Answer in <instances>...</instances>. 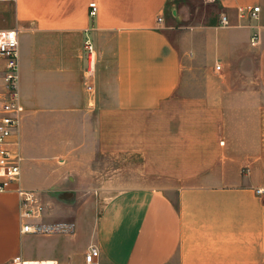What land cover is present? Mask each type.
<instances>
[{"label":"crops","instance_id":"crops-1","mask_svg":"<svg viewBox=\"0 0 264 264\" xmlns=\"http://www.w3.org/2000/svg\"><path fill=\"white\" fill-rule=\"evenodd\" d=\"M0 30L19 42V186L36 223L70 229L22 233L0 193V264H85L90 247L99 264H264V0H0ZM134 169L150 182L119 188Z\"/></svg>","mask_w":264,"mask_h":264},{"label":"built area","instance_id":"built-area-1","mask_svg":"<svg viewBox=\"0 0 264 264\" xmlns=\"http://www.w3.org/2000/svg\"><path fill=\"white\" fill-rule=\"evenodd\" d=\"M206 4H215L217 0H202ZM89 15L95 18L98 14L96 3H90ZM242 11V10H241ZM251 19H256L260 9L258 7L244 10ZM243 12V11H242ZM162 19H158L161 23ZM221 24H228L227 18H221ZM258 38L254 35L251 45L256 46ZM18 35L16 30H0V56L8 60L6 71V96L1 105L0 114V193L15 192L19 198V215L22 222V233L26 234H50L67 232V225H43L36 223L43 215V207L37 201L34 194L23 190L19 186L21 178L20 158L12 151L13 137L18 133L21 115L24 108L20 102L18 92ZM83 53L86 59L85 89L86 93L93 96L96 93L98 54L94 43L86 40L83 45ZM221 67L217 66L216 70ZM257 194L264 197V189H258ZM100 251L96 247H90L85 255V264H99ZM9 264H42L41 262L25 261L20 257L15 258Z\"/></svg>","mask_w":264,"mask_h":264},{"label":"rangeland","instance_id":"rangeland-1","mask_svg":"<svg viewBox=\"0 0 264 264\" xmlns=\"http://www.w3.org/2000/svg\"><path fill=\"white\" fill-rule=\"evenodd\" d=\"M148 175H153V171L143 169L119 170V188L145 185L150 182ZM108 187L110 188V186Z\"/></svg>","mask_w":264,"mask_h":264},{"label":"bare ground","instance_id":"bare-ground-1","mask_svg":"<svg viewBox=\"0 0 264 264\" xmlns=\"http://www.w3.org/2000/svg\"><path fill=\"white\" fill-rule=\"evenodd\" d=\"M42 264H53V263H44V262H43Z\"/></svg>","mask_w":264,"mask_h":264}]
</instances>
